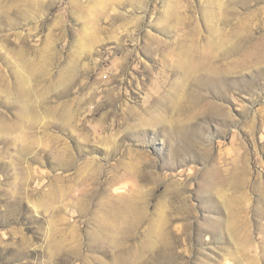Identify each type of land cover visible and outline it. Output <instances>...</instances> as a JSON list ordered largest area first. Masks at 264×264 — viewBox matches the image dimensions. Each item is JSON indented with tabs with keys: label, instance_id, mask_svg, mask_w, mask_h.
<instances>
[{
	"label": "rangeland",
	"instance_id": "rangeland-1",
	"mask_svg": "<svg viewBox=\"0 0 264 264\" xmlns=\"http://www.w3.org/2000/svg\"><path fill=\"white\" fill-rule=\"evenodd\" d=\"M263 36L264 0H0V264H264ZM172 182L193 211L166 250L145 236Z\"/></svg>",
	"mask_w": 264,
	"mask_h": 264
},
{
	"label": "bare ground",
	"instance_id": "bare-ground-1",
	"mask_svg": "<svg viewBox=\"0 0 264 264\" xmlns=\"http://www.w3.org/2000/svg\"><path fill=\"white\" fill-rule=\"evenodd\" d=\"M220 1V0H219ZM252 38V37H251ZM249 39V38H248ZM258 42V41H257ZM255 46V45H254ZM255 50H253V54H255L257 56V59L261 60L264 58V36L262 38L259 39V42L258 44L254 47ZM223 79V78H222ZM20 83V82H19ZM220 84V83H219ZM19 89V88H18ZM12 90H14L12 88ZM17 91V90H16ZM20 94V93H18ZM164 97V96H163ZM160 98V97H159ZM161 100V99H160ZM166 100V99H164ZM162 100V101H164ZM190 103V102H189ZM195 104V103H194ZM190 105V104H189ZM163 106H166V105H163ZM176 106V107H175ZM186 106V104H185ZM178 109L179 106L178 105H174V104H168L167 106V109ZM189 107V106H188ZM161 108V107H160ZM159 110V109H158ZM184 110V109H183ZM187 110V109H186ZM162 111V110H161ZM166 111V110H164ZM175 111V110H174ZM136 112V111H135ZM156 112V111H155ZM168 112V111H167ZM171 112V111H170ZM149 113V111H148ZM153 113V112H152ZM172 113V112H171ZM142 114V112H141ZM150 114V113H149ZM159 114V113H158ZM169 114V113H168ZM174 114V113H173ZM178 114V113H177ZM161 115V114H160ZM156 116L154 115V120H156V122L158 121V119L161 117V116ZM170 115V114H169ZM125 116V115H124ZM130 116V115H129ZM148 116V115H147ZM151 116V115H150ZM149 116V118H150ZM156 116V117H155ZM172 116V115H171ZM67 118V116H64V118ZM69 117V116H68ZM131 117V116H130ZM137 117V116H136ZM142 117V116H141ZM166 117V116H165ZM169 117V116H168ZM175 117V116H174ZM65 118V119H66ZM68 119V118H67ZM128 118H126L127 120ZM131 119V118H130ZM137 119V118H136ZM140 119V117H139ZM141 119H144V118H141ZM151 119V118H150ZM167 120V118H165ZM179 119V118H178ZM145 120V119H144ZM143 120V121H144ZM165 120V121H166ZM174 120V118H173ZM67 121V123H66ZM73 121V120H72ZM130 122V120H128ZM153 121V120H152ZM71 122V120H70ZM132 122H133V119H132ZM151 122V121H149ZM155 122V123H156ZM160 122V121H158ZM176 122V121H175ZM182 122V121H181ZM180 122V123H181ZM65 123L69 126V121L68 120H65ZM127 123V122H126ZM141 123V122H140ZM143 123V122H142ZM145 123H147L145 121ZM152 123V122H151ZM183 123V122H182ZM65 124V125H66ZM73 124V122H72ZM148 124V123H147ZM66 125V126H67ZM129 125V124H128ZM178 125V124H177ZM65 126V127H66ZM72 126V125H71ZM125 126V125H124ZM131 126V125H130ZM183 126L181 125H178L176 126V130H179L181 129ZM68 128V127H67ZM188 128V127H187ZM173 130H174V127H173ZM187 130V129H185ZM184 129L181 131H185ZM186 132V131H185ZM191 151V150H190ZM204 155V154H203ZM120 162V161H119ZM141 164V162L139 163V165ZM130 165V164H129ZM142 165V164H141ZM140 165V166H141ZM128 166V165H126ZM125 166V167H126ZM148 164H144L143 162V166L141 167L140 170H138L137 172L134 170V171H131V169L129 170V173L126 172L127 175L129 176H133V177H137V178H140V179H148L149 176L145 173V169L147 168ZM128 168V167H127ZM126 168V170H127ZM130 168V167H129ZM133 168V167H132ZM228 169V168H227ZM131 171V172H130ZM207 183H208V187H207V191L209 192L210 197H216V196H220L222 197V193L226 190V189H230V190H240L242 192V190H245L246 188V182L248 181L247 177H246V165H245V162L243 163V165H240V166H237V168H235L232 172V174H229L226 170V168H223V167H220V165H212V167H210L208 170H207ZM248 174V173H247ZM118 175V174H117ZM125 176V174L123 175ZM115 178H117L116 174L114 176H111L109 181L107 182L106 185H110V187L112 185H114V182H115ZM119 178V177H118ZM206 184V183H205ZM109 187V189H110ZM205 187V186H203ZM108 187H106V190L108 191L109 190ZM228 191V190H227ZM246 191V190H245ZM226 192V191H225ZM166 196H169L172 200L174 199H177L179 200V198L181 197V191L179 190L178 188V184L176 182H172L170 184H168L167 186V190L165 192ZM224 195V194H223ZM241 196L239 197V200L243 199V194H240ZM91 196V195H90ZM209 196V195H208ZM164 197V196H163ZM226 197V196H225ZM86 198V197H85ZM184 198V197H183ZM227 198V197H226ZM233 198V197H232ZM237 198V196H236ZM92 200V196L90 198ZM182 199V197L180 198V200ZM228 199V198H227ZM90 200V201H91ZM179 200V201H180ZM184 200V199H183ZM222 201V199H221ZM233 201V200H232ZM236 201V200H235ZM234 201V202H235ZM181 202H183L181 200ZM180 202V203H181ZM223 202V201H222ZM240 202V201H239ZM243 202V201H242ZM123 203V202H121ZM227 203V201H226ZM230 203V202H228ZM227 203V204H228ZM233 203V202H232ZM223 204V203H222ZM179 205V204H178ZM189 205V204H188ZM232 205V204H231ZM241 205V204H239ZM238 205V207H239ZM159 208H162V203H159L158 204ZM157 206V207H158ZM226 206V205H225ZM143 207H146V206H143ZM233 207V206H231ZM236 206V208H238ZM87 208V207H86ZM142 208V207H141ZM133 204H130L128 207H123L119 204H116V203H113L111 204L110 201L109 203H105L102 207H101V211L103 213V216L104 218L107 220H113L114 222L115 221H119V220H122L124 218V220H128L129 222L132 223L133 226H139L140 224H142L144 221H146L148 218H147V213L146 211L147 210H144L143 208L141 209ZM158 208V209H159ZM175 208V207H174ZM235 208V209H236ZM234 209V208H233ZM225 210V209H224ZM232 210V209H231ZM240 210V209H239ZM192 208L187 206L186 204V201L183 202V205L182 206H177L176 209H171V215H169V217H166V218H159L157 220H153V219H149L150 223H149V232L148 234L145 236V238H149L150 240L155 236L160 238L162 243L164 244V248L166 250H170L173 245H174V240L176 238V236L178 237V235H174V229H177L179 231V227L175 226L176 222L182 217V216H187L189 214H191L192 212ZM227 211V209L225 210ZM98 212V210H97ZM159 212V211H158ZM161 212V211H160ZM233 212V211H231ZM100 213V212H99ZM165 214V212H162ZM226 213V212H225ZM230 213V212H229ZM237 213V212H236ZM160 214V213H159ZM227 214V213H226ZM225 214V215H226ZM231 214V213H230ZM234 214V213H233ZM241 214V213H240ZM229 215V214H227ZM102 216V217H103ZM241 216V215H240ZM160 217V216H159ZM235 217V216H233ZM246 217V215H245ZM154 218V217H153ZM188 218V217H187ZM238 218V217H237ZM243 218V217H242ZM103 218H101L102 220ZM228 219V218H227ZM227 219H226V222H227ZM217 220V219H214V221ZM229 221L228 222H231L230 221V218L228 219ZM235 220V218L233 219ZM103 221V220H102ZM238 220H236L237 222ZM207 222H208V219H207ZM210 222V221H209ZM217 222V221H216ZM213 223V222H212ZM210 223V224H212ZM238 223V222H237ZM222 224V223H221ZM214 225V224H213ZM218 225V224H217ZM234 225V224H233ZM232 225V226H233ZM228 226V225H227ZM231 226V227H232ZM237 226V225H236ZM214 228V227H213ZM222 228H223V225H222ZM225 228H226V225H225ZM224 228V229H225ZM228 228V227H227ZM230 228V227H229ZM211 229V228H210ZM221 229V228H220ZM232 229V228H231ZM229 231V229H227ZM241 230V228H240ZM239 230V232H240ZM226 231V230H225ZM233 231V230H232ZM237 231V230H236ZM242 231V230H241ZM180 233V232H179ZM238 233V232H237ZM242 233V232H241ZM239 234V233H238ZM243 234V233H242ZM232 235V234H231ZM236 235V234H234ZM239 236V235H238ZM244 236V235H243ZM242 235L240 237H243ZM236 238V237H235ZM239 239H242V238H239Z\"/></svg>",
	"mask_w": 264,
	"mask_h": 264
}]
</instances>
